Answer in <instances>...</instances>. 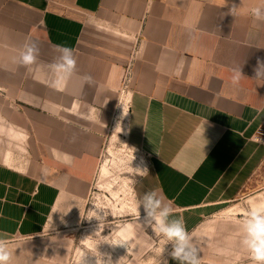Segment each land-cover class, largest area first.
<instances>
[{
  "label": "crops",
  "instance_id": "crops-1",
  "mask_svg": "<svg viewBox=\"0 0 264 264\" xmlns=\"http://www.w3.org/2000/svg\"><path fill=\"white\" fill-rule=\"evenodd\" d=\"M260 5L0 0V238L16 264L64 263L59 197L88 195L135 49L118 117L147 156L141 196L156 190L170 202L201 264H252L239 221L264 206V82L253 79L264 63V22L250 11ZM29 40L39 47L31 71L15 62ZM56 45L77 60L63 90L49 87ZM238 66L245 77L233 87ZM64 154L70 165L60 162Z\"/></svg>",
  "mask_w": 264,
  "mask_h": 264
},
{
  "label": "rangeland",
  "instance_id": "rangeland-1",
  "mask_svg": "<svg viewBox=\"0 0 264 264\" xmlns=\"http://www.w3.org/2000/svg\"><path fill=\"white\" fill-rule=\"evenodd\" d=\"M120 96L88 195L78 199L70 195L59 197L61 200L57 206L66 204L55 225V232L66 240L63 264H78L77 256L81 250L104 240L126 242L124 245H99V251L109 254L113 264L117 261L118 264H161L162 258L166 259L171 250L170 244L165 246L161 237L139 222L134 211L145 175L135 168H147L148 160L146 154L127 138L126 120L119 118L118 114L122 104L128 102L129 92H121ZM94 206H102L107 219L99 235L84 239L97 230L98 221L87 219ZM140 215L142 219V208Z\"/></svg>",
  "mask_w": 264,
  "mask_h": 264
},
{
  "label": "clouds",
  "instance_id": "clouds-1",
  "mask_svg": "<svg viewBox=\"0 0 264 264\" xmlns=\"http://www.w3.org/2000/svg\"><path fill=\"white\" fill-rule=\"evenodd\" d=\"M226 3L227 0H225V5ZM236 10L237 7L233 6L230 13L234 15ZM250 11L255 21L264 22V5L253 7ZM55 51L57 53L55 59L47 65L51 75L49 87L55 90H63L66 82L76 73L77 60L70 47L56 45ZM38 57L39 47L37 43L29 40L23 45L15 62L31 71L33 66L37 64ZM241 69L242 66L233 69L230 77L233 87H238L245 77ZM82 79L88 84L93 82L92 77L88 75L83 76ZM253 79L264 82V63L257 62ZM123 114L127 115L128 112L123 109ZM60 162L70 165L72 157L64 154ZM135 169L143 174H148L147 168L136 167ZM141 208L144 212L142 219L140 215ZM134 211L137 214V219L145 228L151 229L155 235L161 237L166 242L165 246L171 245L168 256L177 264H201L200 248L194 237L186 229L183 217L175 215L170 202L166 203L164 197L156 190L147 191L139 196ZM93 218L98 221L97 230L84 239L97 236L102 232L107 219V212L102 206H94L90 210L87 219L92 220ZM239 226L241 230L240 245L248 253L252 264H264V206L250 207L240 219ZM102 243L110 245L126 244L122 240L111 243L104 240L100 243L91 244L87 249L78 253V264H113L109 254L99 251V245ZM164 251L165 247L161 250V257H163ZM0 264H16L15 251L9 247L8 241L3 238H0ZM161 264H168V260L162 258Z\"/></svg>",
  "mask_w": 264,
  "mask_h": 264
},
{
  "label": "built area",
  "instance_id": "built-area-1",
  "mask_svg": "<svg viewBox=\"0 0 264 264\" xmlns=\"http://www.w3.org/2000/svg\"><path fill=\"white\" fill-rule=\"evenodd\" d=\"M136 56H137V50L135 49L132 53V56H131L127 66H126L121 92L129 91V89H130V83H131L132 76H133V64H134V60H135Z\"/></svg>",
  "mask_w": 264,
  "mask_h": 264
},
{
  "label": "bare ground",
  "instance_id": "bare-ground-1",
  "mask_svg": "<svg viewBox=\"0 0 264 264\" xmlns=\"http://www.w3.org/2000/svg\"><path fill=\"white\" fill-rule=\"evenodd\" d=\"M127 92H129V91H127Z\"/></svg>",
  "mask_w": 264,
  "mask_h": 264
}]
</instances>
